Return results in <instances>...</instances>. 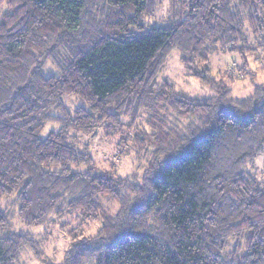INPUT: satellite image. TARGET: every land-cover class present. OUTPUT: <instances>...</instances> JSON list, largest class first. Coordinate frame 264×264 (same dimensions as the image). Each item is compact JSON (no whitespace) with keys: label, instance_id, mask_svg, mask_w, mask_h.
Here are the masks:
<instances>
[{"label":"trees","instance_id":"obj_1","mask_svg":"<svg viewBox=\"0 0 264 264\" xmlns=\"http://www.w3.org/2000/svg\"><path fill=\"white\" fill-rule=\"evenodd\" d=\"M172 1L147 25L158 0H0V264H264V82L236 97L212 72L264 45V0ZM173 51L213 93L163 76ZM97 130L148 163L100 168L76 135ZM64 216L99 224L52 262L29 230Z\"/></svg>","mask_w":264,"mask_h":264},{"label":"rangeland","instance_id":"obj_2","mask_svg":"<svg viewBox=\"0 0 264 264\" xmlns=\"http://www.w3.org/2000/svg\"><path fill=\"white\" fill-rule=\"evenodd\" d=\"M158 2L161 4L159 9L155 11L152 17L145 19L147 25H154L163 21L166 17L173 14L175 6L178 9H182L180 12L185 9V6L179 1L158 0ZM254 44L257 47H252L251 55L246 56L245 62L235 52H217L213 57L212 72L217 78H224L231 88L232 96H245L251 91L254 82H264V45L258 46L257 40H254ZM243 67L244 69L241 70ZM162 74L174 80L177 85L191 94L207 95L213 93L210 88L195 80L182 68L176 51L170 54L167 67ZM227 75H230V77ZM63 102L70 108L82 103L75 97H64ZM54 113L59 114L57 111ZM57 128V123L49 122L39 133V136L43 137L48 131ZM76 135L79 143L89 148L100 168L114 167L121 175L132 173L138 167L146 165L151 157V155L146 153L144 157L137 158L135 147L131 145L130 141L124 143L118 136H105V134L101 133V130H97L92 134L77 133ZM250 167L248 168L251 173H256V176L260 178L259 173L264 171V156L259 158L253 169ZM104 204L112 210L116 209L114 203L104 201ZM65 220L66 222H64ZM98 224L97 221L91 222L82 220L79 217L75 219L73 216H64L54 218L51 224L35 227L29 231L33 232L38 238L43 237V255L52 262H58L63 256V251L67 245V232L71 228L76 227L78 230L81 228L85 233H92L96 230ZM21 228L24 229L22 226ZM26 258L27 264H44L41 259L36 258L30 252H27Z\"/></svg>","mask_w":264,"mask_h":264}]
</instances>
